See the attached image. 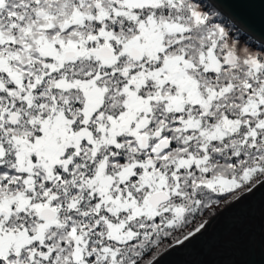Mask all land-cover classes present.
<instances>
[{
	"label": "snow or ice",
	"instance_id": "obj_1",
	"mask_svg": "<svg viewBox=\"0 0 264 264\" xmlns=\"http://www.w3.org/2000/svg\"><path fill=\"white\" fill-rule=\"evenodd\" d=\"M222 20L209 0H0V264H155L264 183V53Z\"/></svg>",
	"mask_w": 264,
	"mask_h": 264
},
{
	"label": "water",
	"instance_id": "obj_2",
	"mask_svg": "<svg viewBox=\"0 0 264 264\" xmlns=\"http://www.w3.org/2000/svg\"><path fill=\"white\" fill-rule=\"evenodd\" d=\"M209 3L235 31L264 47V0ZM245 191L204 220L207 224L199 233L161 250L155 264H264V183Z\"/></svg>",
	"mask_w": 264,
	"mask_h": 264
},
{
	"label": "trees",
	"instance_id": "obj_3",
	"mask_svg": "<svg viewBox=\"0 0 264 264\" xmlns=\"http://www.w3.org/2000/svg\"><path fill=\"white\" fill-rule=\"evenodd\" d=\"M222 16V15H221ZM223 17V16H222ZM222 23L226 24V25H230L229 21H227L224 17H223V20L221 21ZM231 26V25H230ZM238 31H235L233 33V38L234 39H238L239 40V43L241 44V46L247 44L250 49L252 51H260L262 53H264V47L261 46V45H257V44H253L251 39L247 36H244V35H240L239 33V36L237 37L236 33ZM241 190V189H240ZM231 191H235V189H232ZM234 193L232 194H229L225 197H222L221 198V201L218 203V205L214 206L212 209H210L209 211L205 212L203 215H200V216H197L195 220H193L191 223L188 224L187 227L183 228L182 230L180 231H177L173 234V237H181L182 235H186L188 234L189 232H191L194 228H196L200 222H202L205 218L209 217L210 216V212H215L219 206L223 203V200L233 196ZM211 207V206H209ZM175 239L174 238H170L168 240H166L161 246L160 248L157 250V253L156 255L161 251L163 250L166 246H168L170 243L174 242ZM151 256V254H150Z\"/></svg>",
	"mask_w": 264,
	"mask_h": 264
},
{
	"label": "rangeland",
	"instance_id": "obj_4",
	"mask_svg": "<svg viewBox=\"0 0 264 264\" xmlns=\"http://www.w3.org/2000/svg\"><path fill=\"white\" fill-rule=\"evenodd\" d=\"M204 10L207 11V8H205ZM248 187H251V185H249ZM245 190H247V187H246V188H242L241 190H237V191H235L233 196H231V197H229V198L223 200V203L219 206V208H218L216 211H220L221 209H223L224 207H226L225 205H227L228 203H230V202L234 199V197L238 196L240 193H242V192L245 191ZM223 206H224V207H223ZM221 207H223V208H221ZM207 218H208V217H207ZM207 218H205L204 220H206ZM204 220H203V221H204ZM203 221H202V222H203ZM202 222H200L199 225H200ZM199 225H198V226H199ZM198 226H197V227H198ZM194 229H195V228H194ZM194 229H193V230H194ZM193 230H192V231H193Z\"/></svg>",
	"mask_w": 264,
	"mask_h": 264
},
{
	"label": "flooded vegetation",
	"instance_id": "obj_5",
	"mask_svg": "<svg viewBox=\"0 0 264 264\" xmlns=\"http://www.w3.org/2000/svg\"><path fill=\"white\" fill-rule=\"evenodd\" d=\"M207 11H208V9H207ZM232 31H233V33L235 32L234 28H232Z\"/></svg>",
	"mask_w": 264,
	"mask_h": 264
},
{
	"label": "bare ground",
	"instance_id": "obj_6",
	"mask_svg": "<svg viewBox=\"0 0 264 264\" xmlns=\"http://www.w3.org/2000/svg\"><path fill=\"white\" fill-rule=\"evenodd\" d=\"M245 192H246V191H245ZM243 193H244V192H243ZM243 193H242V194H243ZM238 196H240V195H238Z\"/></svg>",
	"mask_w": 264,
	"mask_h": 264
}]
</instances>
